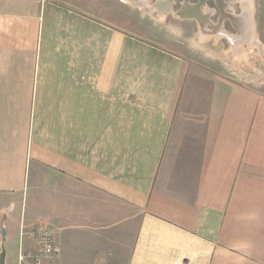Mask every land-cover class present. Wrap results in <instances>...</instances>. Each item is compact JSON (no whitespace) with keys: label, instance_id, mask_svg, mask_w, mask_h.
<instances>
[{"label":"crops","instance_id":"crops-1","mask_svg":"<svg viewBox=\"0 0 264 264\" xmlns=\"http://www.w3.org/2000/svg\"><path fill=\"white\" fill-rule=\"evenodd\" d=\"M165 40L103 0H0V193L44 172L64 212L122 213L126 264H264V80Z\"/></svg>","mask_w":264,"mask_h":264},{"label":"rangeland","instance_id":"rangeland-1","mask_svg":"<svg viewBox=\"0 0 264 264\" xmlns=\"http://www.w3.org/2000/svg\"><path fill=\"white\" fill-rule=\"evenodd\" d=\"M103 1L133 28L163 36L168 44L200 65L211 66L250 85L264 80V56L258 50L264 46V0H251L253 9L257 8L258 44H251L255 48L247 54L244 53L247 46L243 53L236 54L237 46L232 48L218 37L202 33L192 21L150 9L155 0H144L143 5L126 0ZM39 176L41 179L28 182L26 199L23 195L0 193V264H34L27 255L34 253L35 240L20 243L19 233L21 227L30 230L38 222L59 228L55 234L61 246L58 258L42 264H126L134 229L122 221L125 215L119 213L112 221L108 212L92 210L89 204L84 206L86 211L66 213L62 209L61 188L58 196H48L45 173ZM114 221L116 225L106 227Z\"/></svg>","mask_w":264,"mask_h":264},{"label":"water","instance_id":"water-1","mask_svg":"<svg viewBox=\"0 0 264 264\" xmlns=\"http://www.w3.org/2000/svg\"><path fill=\"white\" fill-rule=\"evenodd\" d=\"M143 5L144 0H126ZM175 0H155L152 4V9H156L160 14H172L179 20H196L202 33H207L206 23L208 21V14H204L201 10V6L205 4V0H198L196 4L190 2V0H181L180 6L176 10H172ZM222 13V10H221ZM254 9L251 4V0H246V5L242 7V13L239 15L224 14L229 18L234 28L237 30V35L242 37L247 48H251L252 36L255 34L254 22H253ZM241 38L235 37L234 40L229 39L230 46L236 47L238 41ZM253 45V44H252Z\"/></svg>","mask_w":264,"mask_h":264},{"label":"flooded vegetation","instance_id":"flooded-vegetation-1","mask_svg":"<svg viewBox=\"0 0 264 264\" xmlns=\"http://www.w3.org/2000/svg\"><path fill=\"white\" fill-rule=\"evenodd\" d=\"M180 2L181 0H175L172 9L176 10L180 6ZM190 2L196 4L198 0H190ZM241 2L243 3V5ZM244 5H246V0H242V1L241 0H205V4L201 6V10L204 14H208L210 12L208 14V21L206 23L207 34L210 36L212 35L214 37H218L220 41H224L228 46L230 45L229 39L234 40L235 37L237 38L240 37L241 38L240 39L241 41H239L240 43L239 42L235 43L237 46L236 48L243 49L244 47H246V44L245 42H243L242 37L240 35H237V30L234 28L229 18L224 15V14L239 15L242 13V6L244 7ZM256 15H257V8L254 6L253 22H254L255 34L254 36H252V39L251 38L249 39V41L251 40L250 42L253 45L256 44V40H257L256 38L258 37ZM191 21L194 23L195 27L198 28L199 26L198 22L196 20H191Z\"/></svg>","mask_w":264,"mask_h":264},{"label":"built area","instance_id":"built-area-1","mask_svg":"<svg viewBox=\"0 0 264 264\" xmlns=\"http://www.w3.org/2000/svg\"><path fill=\"white\" fill-rule=\"evenodd\" d=\"M35 240V251L28 254L34 264H42L45 260L58 258L61 254V246L56 241L54 232L44 222H38L30 230H23L19 233L20 243L23 240Z\"/></svg>","mask_w":264,"mask_h":264},{"label":"bare ground","instance_id":"bare-ground-1","mask_svg":"<svg viewBox=\"0 0 264 264\" xmlns=\"http://www.w3.org/2000/svg\"><path fill=\"white\" fill-rule=\"evenodd\" d=\"M241 1H242V0H241ZM241 3H242V2H241ZM243 3H244V1H243ZM243 3H242V5H243ZM203 7H204V6H203ZM242 7H243V6H242ZM150 9H152V7H151ZM209 13H210V12H209ZM209 13H208V14H209ZM233 14H234V13H233ZM220 23H221V22H220ZM216 26H217V25H216ZM221 34H222V33H221ZM227 34H228V33H227ZM235 34H236V33H235ZM230 35H231V34H230ZM211 36H212V35H211ZM216 36H217V35H216ZM220 36H221V35H220ZM224 36H225V34H224ZM231 36H232V35H231ZM234 37H235V36H234ZM239 38H240V37H239ZM240 41H241V40H240ZM250 41H251V40H250ZM238 42H239V41H238ZM238 42H237V43H238ZM239 43H240V42H239Z\"/></svg>","mask_w":264,"mask_h":264}]
</instances>
